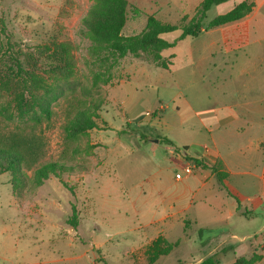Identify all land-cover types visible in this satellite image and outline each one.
Listing matches in <instances>:
<instances>
[{
    "label": "rangeland",
    "instance_id": "1",
    "mask_svg": "<svg viewBox=\"0 0 264 264\" xmlns=\"http://www.w3.org/2000/svg\"><path fill=\"white\" fill-rule=\"evenodd\" d=\"M202 1L127 0L122 33H140L149 16L186 25ZM247 1L255 8L261 0ZM233 2L212 6L203 26L228 12ZM95 5L96 0H0V142L9 146L26 140L37 147L34 162L27 160L31 166L0 174V264H80L83 260L66 258L86 249L91 260L99 252L108 254L105 262L110 264L118 253L145 242V235L155 234L153 227L129 230L145 220L135 214L129 196L137 194L146 177L144 172H129L134 163L118 160L121 153L145 160L139 155L143 141L153 153L152 141L162 137L150 124L161 110L151 82L165 68L147 57H121L96 43L83 25ZM180 35L177 30L163 38L175 42ZM192 41H177L162 57L171 64L177 57V65L190 68ZM156 154L175 175L179 160L160 147ZM47 163L71 171L45 177L37 171ZM117 168L123 178H116ZM98 198L109 202L96 205L93 214L90 203ZM118 205L127 209V217L114 214ZM96 224L102 230L93 234ZM118 229L129 230V235L113 237L99 252L91 245ZM177 236L181 231L176 230L172 240Z\"/></svg>",
    "mask_w": 264,
    "mask_h": 264
},
{
    "label": "crops",
    "instance_id": "2",
    "mask_svg": "<svg viewBox=\"0 0 264 264\" xmlns=\"http://www.w3.org/2000/svg\"><path fill=\"white\" fill-rule=\"evenodd\" d=\"M231 1L234 7L244 0L219 5ZM189 49L190 68L177 65L175 56L170 67L162 69L167 74L151 82L161 110L150 124L173 144L153 140V153H148V142L143 141L139 155L145 160L125 153L118 160L134 163L129 172H144L146 177L137 194L129 196L135 214L145 220L129 230L153 227L155 234L145 235V242L118 253L110 264H201L208 257L234 264L256 250L262 258L254 264H264V0L240 20L204 28ZM159 147L179 160L175 174L185 160L196 158L202 164L194 175L177 180L171 167L160 164ZM216 166L225 175L224 186L213 170ZM119 170L116 178H123ZM87 193L88 188L86 201ZM100 201L91 200L93 214L96 205L109 202ZM121 207L114 214L127 217ZM101 230L99 224L92 227L93 234ZM129 230H115L91 245L99 252L113 237L128 236ZM176 230L181 236L172 240ZM158 239L164 243L154 248ZM166 243L177 244L168 250ZM107 259L108 254L99 252L91 260L88 249L66 258L83 260L80 264H108Z\"/></svg>",
    "mask_w": 264,
    "mask_h": 264
},
{
    "label": "trees",
    "instance_id": "3",
    "mask_svg": "<svg viewBox=\"0 0 264 264\" xmlns=\"http://www.w3.org/2000/svg\"><path fill=\"white\" fill-rule=\"evenodd\" d=\"M227 1L229 0H203L196 15L188 24L183 26L164 23L154 16H149L145 28L140 33L125 36L122 30L127 19V0H96L93 10L83 19V25L96 43L107 47L113 53L121 57L126 55L136 58L147 57L157 66L167 69L171 65V61H167L162 57L164 50L173 48L179 40L197 37L204 28L210 29L240 20L251 13L254 8L253 2H248L247 0L241 1L228 12L215 17L204 27L203 21L211 7ZM177 30H181V35L175 42H169L163 38L164 34ZM45 113L49 116V110H46ZM160 139L164 143L173 144L167 137H160ZM13 141L17 140L14 139ZM32 144V142L30 143L25 140L24 143L17 141L9 146H4L0 142V174L6 171H14L16 166L22 164L31 166V164L27 163V160L34 162V155L37 151V147ZM1 153L4 154L2 155ZM192 160L198 166L202 164L199 159L192 158ZM213 170L223 185L225 175L218 171L217 166L213 167ZM58 171H71V167H65L58 163H47L40 167L37 172L46 177L49 173L55 174ZM69 189L70 191L73 190L71 187ZM75 210V207H73V217L76 216ZM71 223L74 227H77V222L73 219ZM162 243H164L163 240L158 239L154 244V248H159V245ZM176 244L166 243L165 245L170 250ZM261 258L262 256L258 254L253 255L251 258L240 257L234 264H254L261 260ZM201 264H218V261L213 257H208Z\"/></svg>",
    "mask_w": 264,
    "mask_h": 264
},
{
    "label": "built area",
    "instance_id": "4",
    "mask_svg": "<svg viewBox=\"0 0 264 264\" xmlns=\"http://www.w3.org/2000/svg\"><path fill=\"white\" fill-rule=\"evenodd\" d=\"M197 164L193 160H185L181 171H177L175 177L177 180H183L195 174Z\"/></svg>",
    "mask_w": 264,
    "mask_h": 264
},
{
    "label": "water",
    "instance_id": "5",
    "mask_svg": "<svg viewBox=\"0 0 264 264\" xmlns=\"http://www.w3.org/2000/svg\"><path fill=\"white\" fill-rule=\"evenodd\" d=\"M154 142H155V143H158V142H159V139H154ZM170 150L173 151L174 148H170Z\"/></svg>",
    "mask_w": 264,
    "mask_h": 264
}]
</instances>
